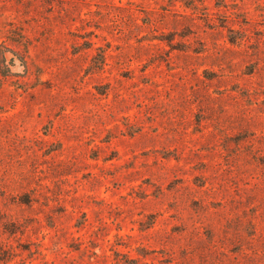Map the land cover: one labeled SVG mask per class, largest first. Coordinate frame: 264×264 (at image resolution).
Returning <instances> with one entry per match:
<instances>
[{"label":"rangeland","instance_id":"374dc122","mask_svg":"<svg viewBox=\"0 0 264 264\" xmlns=\"http://www.w3.org/2000/svg\"><path fill=\"white\" fill-rule=\"evenodd\" d=\"M1 52L0 264H264V0H0Z\"/></svg>","mask_w":264,"mask_h":264},{"label":"trees","instance_id":"16d2710c","mask_svg":"<svg viewBox=\"0 0 264 264\" xmlns=\"http://www.w3.org/2000/svg\"><path fill=\"white\" fill-rule=\"evenodd\" d=\"M24 61V60H23ZM9 64L10 66L15 64V58L11 57L10 59L6 56L5 53L1 52L0 54V68H1V74L3 76H8L10 73V69L5 70V65Z\"/></svg>","mask_w":264,"mask_h":264}]
</instances>
